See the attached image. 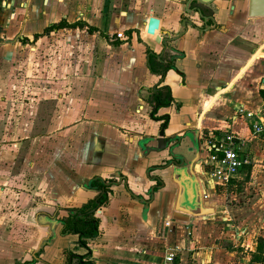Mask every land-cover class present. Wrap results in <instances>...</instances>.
<instances>
[{
    "label": "crops",
    "instance_id": "obj_1",
    "mask_svg": "<svg viewBox=\"0 0 264 264\" xmlns=\"http://www.w3.org/2000/svg\"><path fill=\"white\" fill-rule=\"evenodd\" d=\"M234 4L0 0V264H66L69 253L84 254L61 220L95 197L94 177L111 184L89 241L96 264H164L167 254L175 264H264L256 258L264 139L252 133L254 122L264 124V18L248 17L247 0ZM196 6L213 18L203 32L199 13L186 12ZM149 16L160 20L156 35L146 33ZM183 17L198 27L168 42L163 59L174 58L163 64L161 38L182 30ZM62 18L98 30L62 27L33 38ZM163 88L168 103L155 109L153 92ZM162 126L163 138H182L173 152L187 161L199 147L183 178L168 147L151 149ZM211 133L234 134L251 156L225 186L204 163ZM196 203L211 212L189 214Z\"/></svg>",
    "mask_w": 264,
    "mask_h": 264
},
{
    "label": "trees",
    "instance_id": "obj_2",
    "mask_svg": "<svg viewBox=\"0 0 264 264\" xmlns=\"http://www.w3.org/2000/svg\"><path fill=\"white\" fill-rule=\"evenodd\" d=\"M62 27H86V29L90 32L98 30L96 27L87 25L84 21L77 20L75 22L69 23L64 18H62L59 22L52 23L46 26L42 32L35 33L33 35V38L36 39L42 35L48 34L54 29H59ZM20 41L22 43H25L27 42V38L22 37ZM163 89L164 92H153V107L168 103L170 91L168 88ZM155 111L156 110L153 109L152 115H154ZM161 118L164 119L162 123V125L164 126L167 120V115L162 116ZM159 183L160 180L157 181V184ZM88 185L91 189L96 191L95 197L79 207L67 208V217L61 220L62 232L77 234L78 245L86 249V252L84 254H75L72 252L69 253L66 264H96L91 257V248L89 246V241L99 234V221L95 216V211L107 201L108 192L110 190L109 186L111 184L100 177H94ZM257 250L262 253L260 257L256 256L257 260H264V238L258 240Z\"/></svg>",
    "mask_w": 264,
    "mask_h": 264
},
{
    "label": "built area",
    "instance_id": "obj_3",
    "mask_svg": "<svg viewBox=\"0 0 264 264\" xmlns=\"http://www.w3.org/2000/svg\"><path fill=\"white\" fill-rule=\"evenodd\" d=\"M116 37L122 40H127L129 34L124 31L116 33ZM257 57L264 59V48L258 50ZM264 86V76L261 80ZM262 107L264 108V98L262 99ZM140 106L137 111L142 110ZM241 114L252 117L255 115L252 111L240 110ZM252 133L254 136L264 139V124L254 122L252 124ZM243 141L234 134H226L223 137H218L214 134H209L206 139L207 155L205 157V165L209 168V175L215 185L225 186L229 181L237 176L239 171L246 165L251 163L250 154L243 150ZM169 225V222H166ZM173 254H167L164 264H175Z\"/></svg>",
    "mask_w": 264,
    "mask_h": 264
},
{
    "label": "water",
    "instance_id": "obj_4",
    "mask_svg": "<svg viewBox=\"0 0 264 264\" xmlns=\"http://www.w3.org/2000/svg\"><path fill=\"white\" fill-rule=\"evenodd\" d=\"M191 0H187V3H190ZM196 3H198V5L201 6H207L210 5L212 2H214L215 0H194ZM224 1L230 10H233L235 4L232 2V0H222ZM232 2V3H231ZM196 10L199 13V16L204 19L205 21V27L204 28H200L198 26H196V24L190 20L187 17H183L181 19V26H182V30H180L179 32L173 34L172 36L166 34L165 37L161 38L162 39V44L164 46L163 51L160 52L159 54L156 55L157 60H159V62L163 63V64H168L170 62V60H172L174 58V55H170L168 56L167 59H163V56L166 52V50L169 49L168 46V42L175 38V37H179L182 34H184V32L187 30L188 26L190 25L193 28H197L198 30H200L201 32H203L204 30L208 29L210 27V25L207 23L208 20L213 22V18L212 16H208L204 14V11L199 7H194L191 9L186 10L187 13H189V11H193ZM247 15L249 18H264V0H247ZM159 23L160 20L158 17L156 16H149L148 21H147V28H146V33L149 35H156V33L159 31ZM158 37V36H156ZM170 65V64H169ZM168 65V66H169ZM166 66V65H165ZM165 73V69L161 70V74ZM156 109V107H155ZM163 126L162 128L159 130L158 133V144L156 145V147H151V149H162V148H166L168 147L169 149V153L172 156L173 160L170 162L171 164H174L176 166V168H179L176 170L175 175L177 176L178 179L183 178L186 176V171L187 173L191 171V166H193V163L195 162V160L198 158L199 155V147L197 145V156L192 159L187 161L185 159V156L182 154H175L173 152V148L177 145H180L182 142V138L180 136H176L175 138H163L164 135V131H163ZM184 138V137H183ZM176 140V142L174 144H171L170 146L169 143H171L172 141ZM196 142V141H195ZM160 143V144H159ZM184 167V169H180V167ZM188 179H191L190 177H188ZM154 187L151 188V192L153 193ZM190 210H189V214H192L194 216H200L203 214H206L208 212H211V210H209L210 208H200L199 204L196 203L195 205H190Z\"/></svg>",
    "mask_w": 264,
    "mask_h": 264
},
{
    "label": "rangeland",
    "instance_id": "obj_5",
    "mask_svg": "<svg viewBox=\"0 0 264 264\" xmlns=\"http://www.w3.org/2000/svg\"><path fill=\"white\" fill-rule=\"evenodd\" d=\"M1 40H3V39L0 38V41H1ZM13 51H14V50H13ZM23 51H24L23 47H22V46H19V47H17V49H16V54L20 55V54L23 53ZM20 62H21V61H20ZM1 80H2L3 82L6 83L7 78L4 77V78H1Z\"/></svg>",
    "mask_w": 264,
    "mask_h": 264
},
{
    "label": "flooded vegetation",
    "instance_id": "obj_6",
    "mask_svg": "<svg viewBox=\"0 0 264 264\" xmlns=\"http://www.w3.org/2000/svg\"><path fill=\"white\" fill-rule=\"evenodd\" d=\"M191 1H192V0H191ZM235 1H237V0H232L233 3H235ZM232 2H231V3H232ZM196 7H197V6H196ZM199 7H200V6H199ZM200 8H201V7H200ZM201 9H202V8H201Z\"/></svg>",
    "mask_w": 264,
    "mask_h": 264
}]
</instances>
